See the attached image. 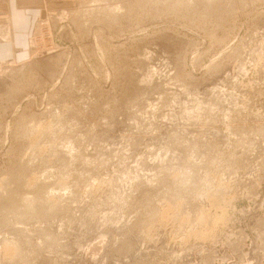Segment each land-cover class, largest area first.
<instances>
[{"label":"rangeland","instance_id":"obj_1","mask_svg":"<svg viewBox=\"0 0 264 264\" xmlns=\"http://www.w3.org/2000/svg\"><path fill=\"white\" fill-rule=\"evenodd\" d=\"M48 2L0 40V264H264V0Z\"/></svg>","mask_w":264,"mask_h":264},{"label":"crops","instance_id":"obj_2","mask_svg":"<svg viewBox=\"0 0 264 264\" xmlns=\"http://www.w3.org/2000/svg\"><path fill=\"white\" fill-rule=\"evenodd\" d=\"M49 0H0V40L19 38L21 23L29 22L37 8L44 9ZM12 44V43H11ZM10 43H0L5 56L14 53Z\"/></svg>","mask_w":264,"mask_h":264},{"label":"bare ground","instance_id":"obj_3","mask_svg":"<svg viewBox=\"0 0 264 264\" xmlns=\"http://www.w3.org/2000/svg\"><path fill=\"white\" fill-rule=\"evenodd\" d=\"M37 158V157H36ZM49 171V170H48ZM183 173V172H182ZM39 177V176H38ZM47 178V177H46ZM41 184V183H40ZM39 185V184H38ZM36 186V185H35ZM41 186V185H40ZM55 193V192H54ZM21 195H23V194H21ZM39 195V194H38ZM46 196V195H45ZM40 197V196H39ZM43 199V198H42ZM35 202V201H34ZM48 202V201H47ZM34 206H35V204H34ZM42 206V205H41ZM40 206V207H41ZM48 212V211H47Z\"/></svg>","mask_w":264,"mask_h":264}]
</instances>
